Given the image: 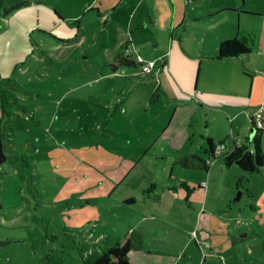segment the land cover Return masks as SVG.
Here are the masks:
<instances>
[{
  "label": "rangeland",
  "instance_id": "obj_1",
  "mask_svg": "<svg viewBox=\"0 0 264 264\" xmlns=\"http://www.w3.org/2000/svg\"><path fill=\"white\" fill-rule=\"evenodd\" d=\"M26 1L50 0H0V130L6 155L0 166V242L7 243L0 247V264H92L127 234L139 240L130 264H264V167L250 174L219 157L211 175L180 165L172 171L175 158L160 156L159 147L144 154L141 145L154 141L159 129L140 102L128 106L145 89L137 84L144 80L134 77L141 67L101 77V68L110 66L104 57L117 46L115 35L84 24L88 41L67 50L64 43L80 40L81 19L55 25L52 10L41 6L6 13ZM174 3L129 0L124 6L153 10L155 4ZM183 4L204 17L211 9L220 11L215 19L231 22L238 41L250 49L253 66L246 73L264 69V0ZM167 19L169 14L162 16ZM129 47L139 63V51ZM70 52L73 58L62 62ZM143 61L153 63L152 69L158 65ZM128 77L133 92L115 112L95 102L127 95ZM261 104L255 110L264 127ZM228 120L217 131L225 134L224 144L231 146L234 136L246 143L250 120L234 132ZM261 141L264 151V129ZM182 179L190 181L188 188Z\"/></svg>",
  "mask_w": 264,
  "mask_h": 264
},
{
  "label": "crops",
  "instance_id": "obj_2",
  "mask_svg": "<svg viewBox=\"0 0 264 264\" xmlns=\"http://www.w3.org/2000/svg\"><path fill=\"white\" fill-rule=\"evenodd\" d=\"M125 1L129 0H87L83 4L81 0H50L36 4L26 1L29 5L22 9L34 6H41L46 11L50 9L53 12L52 21L55 25L67 21L77 22L81 19L76 29L79 31L80 40L73 44H60L67 50L88 41L85 34L87 26L84 24L98 25L100 32L108 30L111 37L114 34L117 46L111 50L109 56L104 57L110 66L101 68L104 72L101 77L105 79H111L110 76L122 74L121 72L127 69L136 72L141 67L135 55L130 53L129 59L138 65L123 66L116 71L112 68L118 66L119 59L123 57L122 50L130 48L129 46L137 49L139 56L145 61L156 62L155 66L158 64L150 73L142 74L141 71L134 76L137 80H144L137 84L142 83L145 89H140L142 91L133 96L128 104L132 108L136 102H140L146 117L150 115L159 129L154 141L141 145L142 150H145L144 154L150 153L154 147H159L160 156L175 158L170 162L172 171L176 165H180L187 171L195 170L211 175L217 165L211 157L209 142L215 145V150L218 145L225 143V134H219L217 131L228 119L233 132L239 125L241 127L250 120L251 135H248L246 143L235 136L232 137L231 146L224 144L225 150L221 154L216 153V160L230 153L235 143L247 144L251 149L253 137L256 135L253 122L257 126L255 107L260 103L264 105V69L254 71L252 75L246 73V70L247 72L250 70L249 65L253 66L250 60L251 52L223 60L217 58L222 42L238 40V33L232 30V23H227L225 18L215 19L216 14L220 12L216 9L209 10L207 14L211 15L204 17L198 14L196 9L185 6L183 0H174L172 8L169 6L161 8L155 4L153 10L124 6ZM239 6L238 13H242V5ZM117 14L121 15L120 18L115 17ZM168 14L169 19L163 22L162 16ZM103 21L105 27L101 26ZM114 21L117 24H113ZM197 24L200 25L195 26ZM227 24L231 28H227ZM189 39L191 41H188ZM261 55L256 57L254 65ZM71 58L73 52H70L62 62H68ZM86 58L87 55L84 59ZM159 61H163L162 66L159 65ZM128 79L130 86L127 95L114 100L96 97L95 102L105 104L106 109L113 108L115 112L117 105L124 104L127 96L133 92L131 88L135 84L132 78L128 77ZM259 79L262 84L256 85ZM94 81L96 79H93ZM164 114L167 116L166 122L163 120ZM112 116L111 113L110 117ZM148 122V120L143 121L142 124L146 126ZM145 129L148 134L150 127ZM208 161L210 163L207 165V171L205 165ZM179 182L185 188L190 184V181L184 179ZM203 183H205L204 176L198 184L201 190L204 189ZM128 202L131 203L132 200ZM131 235L134 237V243L138 244L137 235ZM134 243L132 250L137 246Z\"/></svg>",
  "mask_w": 264,
  "mask_h": 264
},
{
  "label": "trees",
  "instance_id": "obj_3",
  "mask_svg": "<svg viewBox=\"0 0 264 264\" xmlns=\"http://www.w3.org/2000/svg\"><path fill=\"white\" fill-rule=\"evenodd\" d=\"M28 3H21L6 9V13H14L24 7H27ZM250 53V49L246 44L241 43L237 39H231L224 41L220 44L217 58L220 60L230 57H239ZM123 56V55H122ZM138 65L136 62L131 61L129 58L121 57L117 67H112L115 71L120 67H132ZM253 126L256 130V135L252 140V148L250 149L247 144L235 143L233 150L222 156L226 166L231 167L233 165L238 166L247 173H255L262 167H264V151L261 141V128L257 127L254 122ZM209 149L211 157L216 160L215 145L209 142ZM6 162L5 150L2 143V135L0 130V166ZM208 163L206 162V168ZM134 243V237L131 234L125 235L121 238L113 247L107 250L102 256H100L92 264H130L129 254L132 250ZM264 251V244H263Z\"/></svg>",
  "mask_w": 264,
  "mask_h": 264
},
{
  "label": "built area",
  "instance_id": "obj_4",
  "mask_svg": "<svg viewBox=\"0 0 264 264\" xmlns=\"http://www.w3.org/2000/svg\"><path fill=\"white\" fill-rule=\"evenodd\" d=\"M130 50L128 48L125 49V53L123 54L124 58H130ZM140 66H141V69H142V74H148L150 73L152 67L154 66L153 63L151 64H145V62L143 61V59L139 58V63H138ZM262 117H257V120H256V123H257V126L259 128L262 127ZM225 150V145L224 144H220L216 147V150H215V153L217 154H221L223 153V151ZM208 164L210 163V161L207 162ZM202 187L205 188L206 187V184L203 183L202 184Z\"/></svg>",
  "mask_w": 264,
  "mask_h": 264
},
{
  "label": "water",
  "instance_id": "obj_5",
  "mask_svg": "<svg viewBox=\"0 0 264 264\" xmlns=\"http://www.w3.org/2000/svg\"><path fill=\"white\" fill-rule=\"evenodd\" d=\"M132 202H134V200H132ZM128 203H129V202H128ZM4 245H7V243L0 242V247H1V246H4Z\"/></svg>",
  "mask_w": 264,
  "mask_h": 264
}]
</instances>
